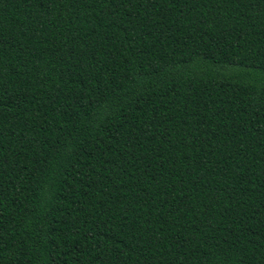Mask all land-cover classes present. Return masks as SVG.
I'll return each instance as SVG.
<instances>
[{"label":"trees","instance_id":"1","mask_svg":"<svg viewBox=\"0 0 264 264\" xmlns=\"http://www.w3.org/2000/svg\"><path fill=\"white\" fill-rule=\"evenodd\" d=\"M0 264H264V0H0Z\"/></svg>","mask_w":264,"mask_h":264}]
</instances>
